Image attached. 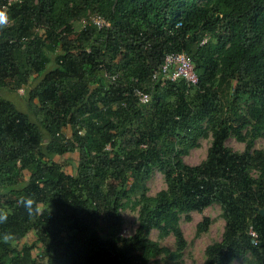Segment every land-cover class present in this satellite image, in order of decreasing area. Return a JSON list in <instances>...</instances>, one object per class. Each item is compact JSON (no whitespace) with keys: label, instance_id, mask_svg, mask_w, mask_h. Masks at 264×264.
<instances>
[{"label":"trees","instance_id":"1","mask_svg":"<svg viewBox=\"0 0 264 264\" xmlns=\"http://www.w3.org/2000/svg\"><path fill=\"white\" fill-rule=\"evenodd\" d=\"M88 11L111 27L88 21L75 33ZM8 14L0 90L28 87V113L0 96V210L8 213L0 234L15 237L0 239V264L177 260L187 246L180 217L212 205L225 224L203 264H264V150L254 148L264 138V0H17ZM168 53L190 57L196 85L167 81L151 90ZM141 86L146 105L132 94ZM208 137L205 159L187 165L183 157ZM229 138L243 151L228 148ZM75 152L70 175L53 158ZM155 170L165 189L149 196ZM28 195L39 202L35 216L18 205ZM128 205L137 208V227L125 237ZM210 223L203 218L196 235ZM152 231L171 235L175 250L151 240Z\"/></svg>","mask_w":264,"mask_h":264},{"label":"rangeland","instance_id":"2","mask_svg":"<svg viewBox=\"0 0 264 264\" xmlns=\"http://www.w3.org/2000/svg\"><path fill=\"white\" fill-rule=\"evenodd\" d=\"M203 2L204 0H199ZM88 13H92L89 12ZM89 15L86 18L74 24L75 33L83 28V25L89 21ZM75 33L73 35H75ZM33 85H31L32 87ZM27 88L23 87L16 91L12 90H0V96L11 101L17 110L28 113L27 108ZM199 146L192 149L186 156L183 157V161L187 165H197L203 161L206 157L207 149L210 146L211 138L200 139L198 141ZM226 146L234 151L241 152L244 149V143L236 141L234 138H229L226 141ZM255 149L264 150V138L257 139L255 141ZM54 161L64 165V170L70 175H75L76 166L78 161L77 153H69L62 156H55ZM147 194L154 196L159 191L165 189V181L163 175L154 171L147 182ZM121 217L123 220L122 235L125 237L131 236L137 227V208L128 205L121 210ZM203 218H208L211 223L208 230L205 233L196 235L197 224L200 223ZM224 220L221 217V210L218 205H212L211 207L203 210L202 213L191 212L188 214V218L184 215L180 217L179 227L183 234V237L187 243L186 248L182 252L180 259L174 260L166 258L164 256H158L154 259L152 264H203L205 248L213 242L219 241L224 230ZM30 236H26L20 240L21 243L29 241ZM150 239L159 243L160 246L168 248L170 251L175 250V240L170 235L164 239L158 238V233L152 231L150 233ZM232 264H245L242 260H235Z\"/></svg>","mask_w":264,"mask_h":264},{"label":"built area","instance_id":"3","mask_svg":"<svg viewBox=\"0 0 264 264\" xmlns=\"http://www.w3.org/2000/svg\"><path fill=\"white\" fill-rule=\"evenodd\" d=\"M17 0H6L7 4L5 6H10L12 2ZM90 12V11H89ZM89 22L92 23L97 29H109L111 27V22L98 16L95 13H88ZM85 25V24H84ZM177 24L176 27H179ZM208 38H204L201 44L205 43ZM106 78L110 82H113L117 75L105 74ZM178 80H183L190 86H194L198 82L197 75L194 71L192 61L189 56L184 53H168L164 56L163 62L160 66L154 70L150 76V88L153 90L157 83L162 86L165 82H176ZM133 96L139 105H146L150 100V93L146 90V87L141 86L140 88H134L132 91ZM248 235L252 240L254 246L258 243L257 233L250 228Z\"/></svg>","mask_w":264,"mask_h":264},{"label":"clouds","instance_id":"4","mask_svg":"<svg viewBox=\"0 0 264 264\" xmlns=\"http://www.w3.org/2000/svg\"><path fill=\"white\" fill-rule=\"evenodd\" d=\"M9 22L10 17L8 14V7H0V30L5 29ZM18 205L23 207L29 216H35L37 212L40 211L39 202L35 199L34 195L21 196L18 200ZM48 211L51 215L53 211L51 204L48 205ZM7 218L8 213L6 211L0 210V224L6 223ZM0 239H2L3 243L9 244L14 241L15 237L11 232H4L3 234H0Z\"/></svg>","mask_w":264,"mask_h":264},{"label":"water","instance_id":"5","mask_svg":"<svg viewBox=\"0 0 264 264\" xmlns=\"http://www.w3.org/2000/svg\"><path fill=\"white\" fill-rule=\"evenodd\" d=\"M259 214L264 218V209H260Z\"/></svg>","mask_w":264,"mask_h":264}]
</instances>
